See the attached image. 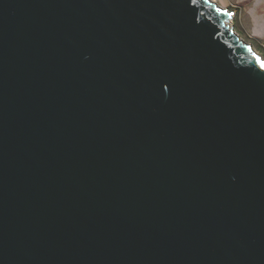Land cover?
Listing matches in <instances>:
<instances>
[{
	"label": "water",
	"instance_id": "water-1",
	"mask_svg": "<svg viewBox=\"0 0 264 264\" xmlns=\"http://www.w3.org/2000/svg\"><path fill=\"white\" fill-rule=\"evenodd\" d=\"M213 0H0V264H264V68Z\"/></svg>",
	"mask_w": 264,
	"mask_h": 264
},
{
	"label": "rangeland",
	"instance_id": "rangeland-1",
	"mask_svg": "<svg viewBox=\"0 0 264 264\" xmlns=\"http://www.w3.org/2000/svg\"><path fill=\"white\" fill-rule=\"evenodd\" d=\"M231 12L235 32L264 55V0H214Z\"/></svg>",
	"mask_w": 264,
	"mask_h": 264
},
{
	"label": "snow or ice",
	"instance_id": "snow-or-ice-1",
	"mask_svg": "<svg viewBox=\"0 0 264 264\" xmlns=\"http://www.w3.org/2000/svg\"><path fill=\"white\" fill-rule=\"evenodd\" d=\"M217 10L223 12L229 18H231L234 15V13L228 12L226 9H223V10L222 9H217ZM256 59L259 62L260 67L264 68V60H261V58L258 57V56L256 57Z\"/></svg>",
	"mask_w": 264,
	"mask_h": 264
},
{
	"label": "bare ground",
	"instance_id": "bare-ground-1",
	"mask_svg": "<svg viewBox=\"0 0 264 264\" xmlns=\"http://www.w3.org/2000/svg\"><path fill=\"white\" fill-rule=\"evenodd\" d=\"M214 1V0H213ZM221 6V5H220ZM223 7V6H221ZM224 8V7H223ZM230 25L232 24V20L229 18L228 21H227Z\"/></svg>",
	"mask_w": 264,
	"mask_h": 264
}]
</instances>
